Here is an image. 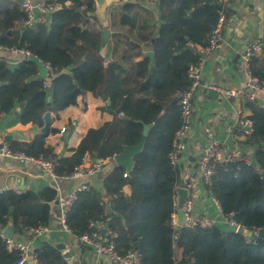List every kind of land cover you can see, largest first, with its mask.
<instances>
[{"label":"trees","instance_id":"16d2710c","mask_svg":"<svg viewBox=\"0 0 264 264\" xmlns=\"http://www.w3.org/2000/svg\"><path fill=\"white\" fill-rule=\"evenodd\" d=\"M230 3H118L109 14L116 39L107 41L114 52L113 60L107 61L101 53L107 43L95 0H54L50 14L33 26L25 24L21 0H0V46L23 49L51 66L49 77L44 78L28 57L12 67L0 56V117L19 108L20 122L42 127L47 111L57 118L86 93L102 100L110 113V119L89 128L68 154L49 141L59 131L52 124L47 135L10 141L14 151L43 155L53 162L58 177H67L88 156L114 161L124 145L140 142L145 124L151 125L127 176L126 169L116 164L103 175L104 191L90 186L78 193L67 215V226L77 236L91 232L90 223L102 219L116 233L118 250H138L142 264H264V236L258 234L264 229V107L258 104L250 103L252 112L247 116L253 122L247 143L255 147L254 158L214 162L207 183L222 213L253 235L220 223L179 230L173 222L180 165L170 155L183 123L180 100L191 86L188 68L200 60L221 15L232 13ZM148 50L154 52L153 62ZM252 69L264 79V48L252 60ZM57 197L53 186L0 191V227L12 223L20 233L48 226ZM35 254L36 264H70L60 246L47 241ZM19 259V252L8 250L0 232V264H19Z\"/></svg>","mask_w":264,"mask_h":264},{"label":"crops","instance_id":"0c3cea01","mask_svg":"<svg viewBox=\"0 0 264 264\" xmlns=\"http://www.w3.org/2000/svg\"><path fill=\"white\" fill-rule=\"evenodd\" d=\"M230 4L233 11L228 17L224 15L220 46L206 55L200 70L202 79L209 83L223 87H241L247 79L242 53L249 44L259 40L264 42V0H234ZM115 39L111 30L108 40L113 43ZM111 43L110 45L107 43L101 49L107 61L114 58ZM0 56L7 58L12 67L18 66L26 57L19 51L9 50L2 46H0ZM135 58L141 59L142 57L136 56ZM258 97L259 102L254 103L245 97H227L220 91L211 95L209 89H198L194 93V121L186 138L187 148L180 158V182L177 187L187 188L189 195L195 197L194 212L197 215L208 216L225 227H230L228 219L222 213L201 176L199 159L204 146L214 139L222 145L225 151L239 149L245 157L250 159L254 157L256 150L254 146L247 143L249 135L246 133L245 121L249 119L247 116L252 112L250 103L264 107V94L258 93ZM17 111L19 108L16 112L12 111L0 117V137L9 142L12 140L31 141L42 133L41 127L32 122H20ZM54 116L52 114V125L56 126L59 131L51 134L49 141L56 145V149L63 154H68L70 148L79 143L89 128L98 127L110 119V113L105 108L104 102L91 93L80 96L76 105L62 110L57 118ZM63 127H66L65 132H62ZM94 160L88 156L84 165ZM112 162L106 161L104 169ZM12 172H19L21 181L24 180V189L40 190L45 186H53L57 189L58 195L69 194L83 183L104 191L103 175L107 173L102 171L97 174L49 178L40 168L29 162L0 156V191L7 189L21 191L14 187L17 179L12 181V188L7 186L8 175ZM188 183H191V186L188 187ZM125 189L130 192V186H126ZM55 203L50 224L42 234L31 235L27 231L17 233L12 223L5 228L0 227V232H5L10 228L11 236L27 243L32 252H35L37 247L46 241L54 246H60L70 264H119L115 259L86 246L79 236L70 229L64 228L59 220L58 204Z\"/></svg>","mask_w":264,"mask_h":264},{"label":"built area","instance_id":"2783aa9c","mask_svg":"<svg viewBox=\"0 0 264 264\" xmlns=\"http://www.w3.org/2000/svg\"><path fill=\"white\" fill-rule=\"evenodd\" d=\"M146 2H154L157 0H144ZM232 2L234 0H226ZM22 6L26 12V22L28 26H33L34 24L44 20L46 16L54 9V0H21ZM224 14L221 15L218 25L214 30V35L210 39V43L205 48L201 49V58L198 62L192 63L189 65L188 72L191 79L190 88L182 95L180 104L182 109L183 123L180 129L176 132L174 137V150L170 155L173 163H180V158L183 155L184 151L187 148L186 138L192 127L194 121V104L193 97L194 93L198 89H215L220 91L227 97H245L254 103H258V93L264 94V79H261L259 76L254 74L252 69V60L261 54L264 48L263 41H255L247 46L245 51L242 53V62L244 65L245 73L247 76L246 82L241 87H223L217 86L212 83H209L202 79L201 75V66L205 61L206 55L212 53L220 46V32L221 26L224 21ZM8 49V48H7ZM15 50L23 53L26 57L30 54L28 51L23 49H9ZM48 70L51 66L48 63H45ZM50 73V72H49ZM247 126L246 133L250 135L253 131V122L248 119L245 121ZM66 127L62 128V132H65ZM0 156H8L14 159H17L22 162H29L38 168H40L46 176L49 178L57 177L54 169V164L52 161L47 159L45 156H33L26 154L23 151H14L11 148V144L8 140L3 137H0ZM245 159L247 162H251L252 159L245 157L244 153L239 149H233L231 151H225L222 145L217 140H210L203 148L201 157L199 159V170L201 176L207 185L210 176L213 171V163L221 159ZM106 161L104 159H96L86 165L78 166L74 173L67 177L72 176H81L88 174H97L102 172L104 169ZM127 172L124 174L127 176ZM191 186V183H188V187ZM90 186L86 183H83L76 188H74L69 194L62 195L59 194L57 197L58 204V213L59 220L62 226L66 229H69L67 226V215L74 204L75 200L78 197V193L82 190L88 189ZM216 199V198H215ZM216 203L220 207L218 200ZM195 208V197L189 195L183 205L182 209L184 211L185 222L184 227L193 228L200 226L203 228H209L214 225L219 224L215 219H212L205 215H197L194 212ZM222 211V210H221ZM228 219V223L231 227L235 229L238 228L237 224L233 219ZM173 222L175 225H179V214L178 207L177 212L173 215ZM90 226L93 228L91 232L85 233L80 236L81 241L91 249L95 250L100 254L107 255L112 259H115L119 264H142L141 253L138 250H130L127 253H121L117 248V243L115 241L116 233L109 230L104 220L97 219L90 223ZM47 229V226H41L37 228H32L27 231L31 235H40ZM2 237L6 241L8 250L13 251L17 250L20 255L18 261L19 264H27L28 261L33 260L34 263H37L36 254L32 252L29 245L23 241L16 240L12 236L7 235L5 232H2Z\"/></svg>","mask_w":264,"mask_h":264},{"label":"water","instance_id":"95a60500","mask_svg":"<svg viewBox=\"0 0 264 264\" xmlns=\"http://www.w3.org/2000/svg\"><path fill=\"white\" fill-rule=\"evenodd\" d=\"M96 1V10L95 14L96 16L100 19L102 24L108 20V11L110 10V7L113 4L114 0H95ZM126 0H117L118 3H121ZM223 3H220L222 5ZM111 34V30L109 28L103 29V42L107 43L108 38ZM147 55L150 56L151 61L154 59V52L152 50H149L147 52ZM28 59L35 62L36 65L38 66V70L40 72V75L44 78L49 77V70L46 67L45 63L37 56L33 54H29ZM211 95H214L217 93V90L215 89H209ZM48 100H51V96L48 97ZM109 103V102H108ZM52 124V114L50 111H47L44 115V125L41 127V132L45 135L48 134L49 127ZM151 127L150 124H145L144 129H143V136L142 139L140 140L139 143L134 144V145H129L126 144L123 147V150L114 156V161L109 165L105 167L103 172H107L110 170L114 165H120L123 166L126 169L127 173H130L132 169L134 168L135 165V156L140 153L143 150L144 144L147 139L148 135V130ZM19 172H12L8 175V180H7V186L8 188H12V181L17 179V183L15 184V189H24V180L21 181V178L19 176ZM177 192V207H178V214H179V225L178 229L181 230L184 227V222H185V216H184V211L182 209V205L185 201V199L189 196V190L185 187H177L176 188ZM55 202L52 203V206H55ZM237 232L244 234V235H253V231L248 230L246 227L243 225H239L238 228L236 229ZM5 233L9 236L12 235V230L10 228L5 230ZM258 234L264 236V229H260L258 231ZM27 264H35L33 260L28 261Z\"/></svg>","mask_w":264,"mask_h":264},{"label":"rangeland","instance_id":"374dc122","mask_svg":"<svg viewBox=\"0 0 264 264\" xmlns=\"http://www.w3.org/2000/svg\"><path fill=\"white\" fill-rule=\"evenodd\" d=\"M118 4V2H117V0H114L113 1V4H112V6L110 7V10H111V8L114 6V5H117ZM110 10L107 12L108 13V20L106 21V22H104L103 23V29H105V28H109L110 30H115V27H114V25L112 24V22H111V18H110Z\"/></svg>","mask_w":264,"mask_h":264}]
</instances>
